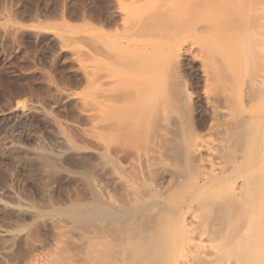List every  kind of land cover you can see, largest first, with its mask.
Segmentation results:
<instances>
[{
    "label": "rangeland",
    "instance_id": "obj_1",
    "mask_svg": "<svg viewBox=\"0 0 264 264\" xmlns=\"http://www.w3.org/2000/svg\"><path fill=\"white\" fill-rule=\"evenodd\" d=\"M149 1L0 0V264H264V228L246 229L240 220L221 230L214 208L195 210L190 241L176 220L195 207L194 192L169 178L151 182L141 156L155 129L148 140L136 138L106 107L96 110L93 59L82 52L95 53L101 66L112 54L114 61L144 57L120 45L133 36L130 21L140 13L143 36H198L196 25L214 22L202 11L221 6L213 10L219 18L247 19L243 27L257 21L264 0ZM228 27L224 36H241L242 27ZM107 72L116 77L121 69ZM96 201L118 211L145 208L172 241L165 243L161 230L144 241L130 216L106 222L74 211Z\"/></svg>",
    "mask_w": 264,
    "mask_h": 264
},
{
    "label": "bare ground",
    "instance_id": "obj_2",
    "mask_svg": "<svg viewBox=\"0 0 264 264\" xmlns=\"http://www.w3.org/2000/svg\"><path fill=\"white\" fill-rule=\"evenodd\" d=\"M146 1V6L153 5ZM233 1L238 6L246 2ZM247 2L246 6L250 4ZM213 10L223 8L216 6ZM213 10L202 11L201 15L214 21L211 26L201 22L193 28L200 36H143L147 32L136 29L143 13L133 16V36H124L120 45L133 51L138 48L136 53L142 52L144 57L129 58L127 54L129 57L114 61L112 54L111 65L101 66L95 53L82 51L93 59L98 82L96 110L106 107L117 119L116 124L136 138L147 139L155 129L149 137L148 152L142 151L141 156L149 163L146 170L151 182L169 178L172 186L194 192L190 201L195 207L188 206L190 214L179 212L185 202L177 212L182 219L173 217L178 225L186 226L190 241L195 233V210L198 214L199 210L216 209L222 227L227 224L234 228L244 220L246 229L264 228V10L256 22L244 28L241 21L223 20ZM3 18L0 13V20ZM229 24L242 27L241 36H224ZM159 51L165 56L154 60ZM110 66L119 67L121 74H107ZM136 208L118 211L96 201L90 208L75 207L74 211L80 217L106 222H120L130 216L131 226L146 238L144 241L154 237L152 232L165 233V223L151 224L145 208ZM172 236L165 233L164 242L169 244Z\"/></svg>",
    "mask_w": 264,
    "mask_h": 264
}]
</instances>
